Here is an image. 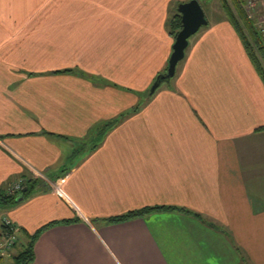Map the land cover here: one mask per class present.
<instances>
[{"label": "crops", "instance_id": "0c3cea01", "mask_svg": "<svg viewBox=\"0 0 264 264\" xmlns=\"http://www.w3.org/2000/svg\"><path fill=\"white\" fill-rule=\"evenodd\" d=\"M185 1L0 0V233L57 222L31 264H264V81L232 23L134 109ZM154 206L189 211L107 221Z\"/></svg>", "mask_w": 264, "mask_h": 264}, {"label": "trees", "instance_id": "16d2710c", "mask_svg": "<svg viewBox=\"0 0 264 264\" xmlns=\"http://www.w3.org/2000/svg\"><path fill=\"white\" fill-rule=\"evenodd\" d=\"M201 2V0H199ZM179 4V3H178ZM178 4H177V10H178ZM202 4V2H201ZM231 5V6H230ZM203 6V4H202ZM224 10L228 16V19L232 23V25L236 28L238 34L240 35V38L242 39V42L246 48V51L254 64L256 70L258 71L260 77L264 81V40L263 36L260 32V29L258 28L256 21V18L249 17V14L247 13L246 6H245V0H231L229 3L228 1L224 0ZM167 27L169 30V33L176 37L179 30L182 27L181 22V14L176 13L171 17V19L167 23ZM167 70V69H166ZM72 69H65V70H59L57 72H71ZM83 75L85 73L83 72ZM149 90V89H148ZM146 91L145 94L142 96L143 98L140 99L138 102V105L134 109H138L142 103L147 101L148 92ZM36 181V179H34ZM31 180H27L24 184L28 189L26 192H23V190L20 192L22 195H26L30 189H31ZM25 187H23L24 189ZM18 194L14 195H3L2 199L4 202H16L18 198ZM157 209H169V210H186L185 208H179L174 206H154V207H144L136 210H132L128 213L107 218V221L110 223H118L123 222L129 219L142 217L149 212ZM189 211V210H186ZM70 222V221H65ZM54 224H57V222H53L49 224L48 226L40 229L35 234L31 235L29 238L27 244L23 246V249L20 250V252L15 256L16 263L15 264H31L35 259V243L37 239L39 238L40 234L47 229V227L52 226ZM1 258H0V264H1Z\"/></svg>", "mask_w": 264, "mask_h": 264}, {"label": "water", "instance_id": "95a60500", "mask_svg": "<svg viewBox=\"0 0 264 264\" xmlns=\"http://www.w3.org/2000/svg\"><path fill=\"white\" fill-rule=\"evenodd\" d=\"M178 12L181 14L182 27L173 43V50L169 58L167 70L160 73L149 88L147 99L163 84L168 83L175 76L178 64L186 56V50L190 38L195 35L203 26L209 24L206 11L199 0H188L178 5ZM28 187L23 189L26 192Z\"/></svg>", "mask_w": 264, "mask_h": 264}, {"label": "built area", "instance_id": "2783aa9c", "mask_svg": "<svg viewBox=\"0 0 264 264\" xmlns=\"http://www.w3.org/2000/svg\"><path fill=\"white\" fill-rule=\"evenodd\" d=\"M258 1L259 0H245V6L247 13L249 14V17L257 19L256 24L260 29V32L264 40V14L259 15L254 13L256 10L257 11L259 10V13L261 11L259 7L257 9ZM260 5L264 12V0H260ZM23 185H24V180L21 179L17 184L9 188V190L7 191V195H14L20 193L23 189ZM52 185L55 187V189L58 192L62 193L60 188V181L55 182ZM4 227L5 228L0 235V253L2 255L5 254L7 250H10L11 247H14L18 240L17 226L14 224L12 220L8 218L5 219Z\"/></svg>", "mask_w": 264, "mask_h": 264}, {"label": "rangeland", "instance_id": "374dc122", "mask_svg": "<svg viewBox=\"0 0 264 264\" xmlns=\"http://www.w3.org/2000/svg\"><path fill=\"white\" fill-rule=\"evenodd\" d=\"M226 1H228L229 3L231 2V0H226ZM201 2H202L203 7H204V9L206 11V14H207V17L209 19V22H215V21H218V20H228V21H230L228 19V16H227L225 10H224V0H201ZM178 3L180 4L181 2H178ZM258 7L261 10L260 13H259V10L258 11L256 10L254 13L255 14H259V15H263L264 12H263V10L261 8L260 0L258 1L257 9H258ZM177 12H178V10H177ZM173 38H174V41H175L176 37H173ZM167 67H166V69H167ZM0 235H1V233H0ZM23 246H25V245H24L22 239L20 238V239L17 240V243L15 244V246L11 247L10 250H7V252L5 254L2 255L0 253V258H1V261H2L1 264H15L16 263L15 256L20 252V250L23 249ZM12 250H13V253H9Z\"/></svg>", "mask_w": 264, "mask_h": 264}, {"label": "bare ground", "instance_id": "6f19581e", "mask_svg": "<svg viewBox=\"0 0 264 264\" xmlns=\"http://www.w3.org/2000/svg\"><path fill=\"white\" fill-rule=\"evenodd\" d=\"M3 226H4V221H3ZM5 228V227H4ZM17 235H18V227H17Z\"/></svg>", "mask_w": 264, "mask_h": 264}]
</instances>
